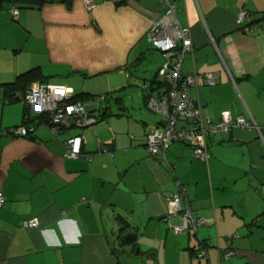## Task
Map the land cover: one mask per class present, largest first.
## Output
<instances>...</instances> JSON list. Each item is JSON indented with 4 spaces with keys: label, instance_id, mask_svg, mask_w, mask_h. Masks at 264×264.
<instances>
[{
    "label": "crops",
    "instance_id": "obj_1",
    "mask_svg": "<svg viewBox=\"0 0 264 264\" xmlns=\"http://www.w3.org/2000/svg\"><path fill=\"white\" fill-rule=\"evenodd\" d=\"M169 1L190 29L193 53L182 63L184 75L198 74L190 99L212 121L228 111L264 128V27L257 22L264 0ZM93 2L90 10L84 0H34L31 7L0 0V264H123L112 211L144 236L151 262L143 264H264V142L235 129L207 139V161L194 157L188 140L170 145L167 162L150 156L147 138L163 120L146 107L142 87L166 88L157 73L164 57L146 35L164 4ZM240 9L252 16L250 33L236 23ZM34 68L44 83L83 95L98 122L56 134L41 120L30 137L4 135L34 117L21 101L23 87L6 92L4 85ZM203 74H215L217 84ZM73 137L82 138L77 158L68 156ZM177 181L205 221L196 234L175 235L164 220ZM31 220L37 228L26 226ZM200 242L212 243L205 259L195 254ZM228 251L234 254L224 258Z\"/></svg>",
    "mask_w": 264,
    "mask_h": 264
},
{
    "label": "built area",
    "instance_id": "obj_2",
    "mask_svg": "<svg viewBox=\"0 0 264 264\" xmlns=\"http://www.w3.org/2000/svg\"><path fill=\"white\" fill-rule=\"evenodd\" d=\"M88 9L94 7L93 0H84ZM165 13L152 26L146 35V40L152 47L164 57V61L157 73L165 85V92L156 94L150 85H143L147 96L146 107L150 112L162 118L160 127L149 135L146 141V150L149 155L166 160V152L175 142L190 141L194 157L200 161H207V139L219 133H230L232 130L241 129L255 131L264 142V128L260 127L249 115L232 116L225 111L219 120L212 121L202 114L201 105L189 97L191 86L197 82L198 74L184 75L182 63L184 57L193 53V45L189 27H182L176 18V8L169 0H162ZM12 19L18 17V9L11 11ZM252 16L246 9H240L236 15V23L244 33H250L254 24H250ZM259 25L264 27V21ZM207 84H217L215 74H203ZM72 92L62 85L49 83H33L22 96L21 101L26 108L34 114L33 121L4 130V135L15 138L30 137L36 124L41 120L47 123L56 134L62 130L71 128H91L97 118L88 112L86 105L80 101L70 102ZM179 122L185 125L179 127ZM81 137H73L66 141L68 156L77 158L81 155ZM92 156H87L90 160ZM176 191L168 198L166 206L165 222L169 230L175 235L196 234L197 229L205 221L194 215L186 200L185 187L176 182ZM264 193V185H262ZM5 204V198L0 193V208ZM177 220V222H175ZM38 220L29 221L28 228H37ZM212 243L200 242L195 251L199 259L207 258L208 249ZM232 251L224 252L223 257L233 255Z\"/></svg>",
    "mask_w": 264,
    "mask_h": 264
},
{
    "label": "water",
    "instance_id": "obj_3",
    "mask_svg": "<svg viewBox=\"0 0 264 264\" xmlns=\"http://www.w3.org/2000/svg\"><path fill=\"white\" fill-rule=\"evenodd\" d=\"M108 219L113 223V228L117 236V246L123 251L127 247H134L135 254H138L137 242L141 237L138 229L121 212L112 211L107 214ZM139 223H141L139 221Z\"/></svg>",
    "mask_w": 264,
    "mask_h": 264
},
{
    "label": "trees",
    "instance_id": "obj_4",
    "mask_svg": "<svg viewBox=\"0 0 264 264\" xmlns=\"http://www.w3.org/2000/svg\"><path fill=\"white\" fill-rule=\"evenodd\" d=\"M14 3H20L21 5H23L24 7H31V3L34 0H12ZM36 1H40V0H36ZM17 9V8H16ZM264 21V17H262L261 19H259L258 24L260 22ZM250 24H254L253 19H251ZM261 26V25H260ZM46 80V77L44 75H42V73L40 72L39 68H34L31 69L23 74H20L16 81L11 83V84H6L4 85L6 92H9L10 90H14L16 88H20L23 87V91L25 93V91L27 90V88L34 82H39V83H44ZM164 83V82H163ZM153 84H151L150 86H152ZM147 98V96H146ZM83 100V95H77V96H72L70 102H77L80 101L82 102ZM83 103V102H82ZM27 112H29L28 109H26ZM97 118V117H96ZM34 119V118H33ZM98 118L97 121L98 122ZM33 121V120H32ZM30 122V121H29Z\"/></svg>",
    "mask_w": 264,
    "mask_h": 264
},
{
    "label": "rangeland",
    "instance_id": "obj_5",
    "mask_svg": "<svg viewBox=\"0 0 264 264\" xmlns=\"http://www.w3.org/2000/svg\"><path fill=\"white\" fill-rule=\"evenodd\" d=\"M137 246H138V250L140 251L138 254H135L136 249L134 247H127L125 250H128V252L126 253L125 251H123V249H121L117 246V242H116L115 248L117 250H119L118 255L121 257L123 264L128 263L127 258H129L130 262H137L139 264H143V262H151V260L148 259L149 255L146 252L147 250L145 249V238H144V236L141 235L140 239L137 242ZM131 250H133V252H130ZM128 256H131V257H128Z\"/></svg>",
    "mask_w": 264,
    "mask_h": 264
}]
</instances>
